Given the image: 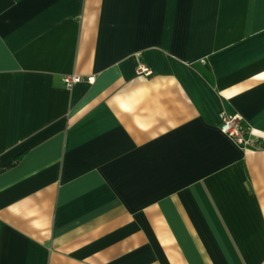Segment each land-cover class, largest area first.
I'll use <instances>...</instances> for the list:
<instances>
[{"label": "crops", "instance_id": "obj_1", "mask_svg": "<svg viewBox=\"0 0 264 264\" xmlns=\"http://www.w3.org/2000/svg\"><path fill=\"white\" fill-rule=\"evenodd\" d=\"M0 264H264V0H0Z\"/></svg>", "mask_w": 264, "mask_h": 264}, {"label": "built area", "instance_id": "obj_2", "mask_svg": "<svg viewBox=\"0 0 264 264\" xmlns=\"http://www.w3.org/2000/svg\"><path fill=\"white\" fill-rule=\"evenodd\" d=\"M136 71L138 73H144V74L150 73L148 67H146L141 62H137ZM80 80H81L80 75H78L76 73H72L70 75H66L63 77V82L67 87H71L73 84H75L76 82H78ZM86 80L88 82H93L94 77L93 76L86 77ZM219 127H220L221 132H223L228 137L233 139L241 147L245 148L247 146H254L255 145V141H253L247 137V134H248L247 130H245L239 124L238 118L236 116L224 115L221 118V123H220Z\"/></svg>", "mask_w": 264, "mask_h": 264}]
</instances>
